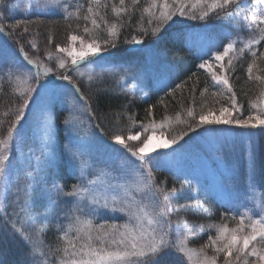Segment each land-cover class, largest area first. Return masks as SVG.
<instances>
[{
  "label": "snow or ice",
  "instance_id": "6c2138e0",
  "mask_svg": "<svg viewBox=\"0 0 264 264\" xmlns=\"http://www.w3.org/2000/svg\"><path fill=\"white\" fill-rule=\"evenodd\" d=\"M139 3V0H132L133 8ZM255 4L264 3V0H253ZM93 4L97 6L94 11ZM120 7H113L112 11L117 17L121 14L129 13L131 10L126 8L125 0H119ZM101 0H89L87 13L83 19L88 21L94 28H99L97 18L103 19L100 12ZM235 5V8L232 6ZM82 5H76V11L70 12L67 0H0V33H5L10 37L19 35L23 37L29 31L27 27H23L18 33L17 30L26 21L16 20L12 22L8 19L6 13L10 11H19L23 14L32 13H51L55 12L62 15L65 19L75 15L79 18L80 8ZM247 5L245 0H150L148 6L142 9L140 17V31L144 36H148L149 32L153 37H158L169 26V22L174 17H186L191 20L207 21L210 15H216L218 20H251L252 24L257 25L261 35L256 38H250L247 41H241L243 47L239 49V53L243 54L245 49L251 50L264 40V13L253 10L251 16L242 15L246 11ZM231 9V10H230ZM147 15V24L150 27H143V20ZM131 15H129V21ZM107 25V21H105ZM155 26H152V25ZM124 25L122 23L113 22L107 25V38L103 42H98L96 37H92L86 42L82 36L75 34L69 35L70 42L79 41V50L75 47L56 46V51L66 53L71 57V68L68 67L64 58H57V67L64 69V73L57 75L56 78L66 81L64 92L73 98L82 101V110L91 113V105L84 97L80 88L73 82L69 71L75 72L77 75L83 76L80 71L81 65H90L97 60L106 59L104 53L111 54L109 49L117 47L119 38V30ZM251 26L249 25V28ZM84 33H90V29L85 26ZM19 43V41H17ZM125 43L134 45H142L143 40L136 35ZM236 39L229 41L222 46V51H209V59L203 60L199 64V68L206 69L215 85H223L227 92L230 93L228 99L229 106H221L218 109L219 114L209 110L199 115L198 120L191 108L188 109L187 115L191 117L195 124H189V131H195L201 126H234L249 130V196L247 200L251 203H242V212H233L232 219L239 217V223L236 227L229 228L227 224H204L189 225L186 220L178 217L173 220L171 217L176 210L173 201L179 198L188 181H178L179 187L175 184L167 187V181L156 182L151 168L154 166L155 160L159 158L160 153L157 149H168L175 145L181 136H172L170 139L161 138L158 144L153 141L157 139L154 126L141 125L143 132L137 131L135 134H129L127 141H139V145L135 148L130 147L125 138L120 134L111 137L112 142L122 148V156L124 158L122 167L127 168L128 172L134 177V186L136 191L143 194L144 199L137 200L130 195V185L127 183H111L105 179L110 175L108 170L101 168L98 170L95 179L87 178L88 171L92 165L84 158V153L74 150L71 144L65 145L68 155L74 162L79 175L77 179L80 181L71 186L70 191L55 182L57 197H64L66 203H71L69 216L71 223L67 225L66 230L61 232L59 240L63 241V246H57L55 249H49L46 253L42 250L44 241L40 237V229L30 223V217L27 216L26 208L23 206L28 203L30 197V183L26 182L23 188V201L17 204L15 201L12 212H8L5 205L0 203V219L3 220V228L0 229V251L5 253L4 258L0 259V264H186L193 262L194 264H218L219 254H224V264H264V194L260 198L255 196L258 178L264 181V164L258 165L255 151L252 148V142L255 132L259 130L264 133V98L251 103V108L256 111L246 117L242 115L241 106L238 104L236 93L232 90L229 78L226 73L234 70L233 60L236 58ZM32 48H36V44H31ZM17 51L23 55L24 61L31 67H9L4 75L0 76V81L5 78L8 82H15L19 87L18 92L19 103L15 108L14 120L11 121L6 136L0 139V183L8 186L11 182L12 162L11 154L17 141L20 140V127L26 119L27 110L34 100L35 93L38 88L44 87L40 83L41 77H46L53 73V69L30 59L28 53L21 45ZM252 56H256V52H251ZM49 59L51 54L49 53ZM264 56V53H261ZM227 58V64L224 63ZM217 70H213V69ZM137 71L135 66L121 67L114 73L119 79L123 80L125 76H131ZM253 65L249 64L247 72L251 78ZM96 77L92 74L88 75V80L93 81ZM257 79H260L257 77ZM135 88V84L132 85ZM179 87V85H177ZM207 91V89H205ZM213 96L223 95V92H213ZM264 97V93H262ZM238 113L240 115H234ZM8 115V113H5ZM149 115L151 111L149 110ZM131 119V117H129ZM168 120L165 117V122ZM43 137L40 145L42 154L46 153L53 137V127L55 116L48 110L42 112ZM65 126L70 130H78V120L69 113V117L63 121ZM164 127V122L161 123ZM151 128V130H150ZM144 138L141 139V136ZM156 153L153 157L151 153ZM130 154V155H129ZM51 161V153L46 157ZM17 193L21 192L19 185L16 189ZM19 199V197H18ZM195 211L203 214L207 210L202 202L195 201L189 205ZM17 208L19 212H17ZM124 213L127 221L124 224H109L107 221L99 222L103 212ZM23 214L26 217L17 226V222L12 217ZM225 218L227 214L225 213ZM247 220V224L245 221ZM207 229H215V238L209 236L208 243L199 249L189 247V233L192 228H197L203 232ZM246 228L248 231H246ZM74 232L75 236L69 234ZM184 232V235L176 236L174 233ZM211 246L214 249V255H207L205 248ZM16 248L15 259H11L8 252ZM56 253L60 256L53 260L52 257ZM249 257H252L251 261Z\"/></svg>",
  "mask_w": 264,
  "mask_h": 264
},
{
  "label": "rangeland",
  "instance_id": "374dc122",
  "mask_svg": "<svg viewBox=\"0 0 264 264\" xmlns=\"http://www.w3.org/2000/svg\"><path fill=\"white\" fill-rule=\"evenodd\" d=\"M169 2H171V0H169ZM67 3L70 12L76 11L77 4L86 8L89 6V0H67ZM144 3L149 4L150 0H144ZM256 6L255 3L252 4V6H247L246 11L242 15L250 17L253 10L264 13V5L260 6V8ZM232 8H235V5ZM7 14L10 15L8 18L10 21L15 22L19 20L15 11H10ZM39 14H44L40 16L52 18L53 21L49 24L37 22L25 23L17 32L19 33L23 27H27L29 31L25 33L23 37L19 35L16 37L27 46L28 51L32 55L40 59L39 62H43L44 65L51 67L53 73L46 77H41L40 83L43 84L44 87L38 88V92L33 94L34 100L30 104L26 119L22 122V126L20 127V140L16 142L10 157L12 162L11 182L8 186L0 183V203L5 205L8 212H12L15 206L13 203L14 201L17 204H21L23 201V188L27 178V182L31 185L29 189L30 197L28 203L23 206L26 208L27 216L31 218L29 222L40 229V237L44 241L42 250L47 253L49 249L63 246V241L59 240L61 232L57 230L58 226L61 230H66L67 225L71 223L69 216L65 214L66 212L70 213L71 203H66L64 197H57L53 182L62 186L65 191H70L73 184L80 182L77 179L79 172L68 155L65 145L71 144L74 150H79L84 153V158L92 165V168L87 173V178L89 180L95 179L98 170L104 168L108 170L110 175L102 179L111 183L129 184L130 195L137 200H142L144 199L143 194L136 191L134 186V177L128 172L127 168L122 167L124 160L122 148L118 145H116V147H120L118 150H116V147L102 146L101 148L99 140H103V135H101L98 130H95V123L100 129L103 127L108 132L109 137L106 135L108 140L112 141L111 137L113 135L120 134L125 138L130 147L135 148L140 142L127 141V136L129 134H135L137 131L143 132L141 125L154 126L157 139L154 140L153 143L158 144L162 137L170 139L172 136H181L185 127L190 123L194 125L195 121L191 117H188L187 111L185 114L184 112H174L175 114L172 115L174 117L165 116L168 118L166 122L165 117L156 120L153 114L149 115V109L145 111L144 115L146 116L139 117L138 114H132V112L128 111L127 105H125L124 110L122 108V116L117 114L110 115L113 121L116 119L114 122L117 124L115 126L114 123V126H112L111 122L108 121L109 118L107 119L105 117V113H101V108H97V106H99L97 105V99L103 97V94L118 98L120 102H126V98L129 100L146 101L153 92L158 93L169 87L172 80V68L166 63V55L157 46L159 43V36L153 37L150 32L148 36H144L142 33L137 35L143 37L146 42L145 53L140 59H129L124 61H115L116 59L111 61L97 60L90 65L82 64L80 71L84 73L83 76L69 71L68 74L71 75L85 91L83 92V90H81L83 95L85 93L86 97L92 101L95 113L82 110V101L65 94L64 86L67 85V82L61 83L62 80L56 78L57 75L64 73V69H59L57 67V58H64L68 67H72L71 57H68L66 53L57 52L56 46L75 47L79 50V41H69L68 37L71 34L82 36L86 42L90 41L94 36L97 38L98 42L102 43L103 40L107 38V30L106 34H104L103 31H99L98 33L100 35H98L93 30V26H90L88 27L90 33L86 34L83 31L84 27L87 26L86 24L80 25L79 28H77V26L69 28L64 25L68 19H65L58 13H38V15ZM215 16L216 15H213L214 19L210 23L203 24L197 28L184 29L182 30L183 33L181 32L184 43L200 63L203 62V60L209 59L210 50L222 51L223 44L227 43L229 39H236L237 44L241 41H247L249 39V25L257 26L252 24L250 19L247 21L239 18L235 19L233 23L239 25L240 29L246 32V35L232 37L230 33L227 32V26L231 20H218ZM180 19H186V17L176 16L173 21ZM171 22H169V24ZM189 22L190 21H183L180 25ZM152 26L155 25L153 24ZM143 27L150 26L147 23H143ZM167 27H170V25ZM131 35L133 36L136 34L133 33ZM32 43L36 44V48L31 47ZM119 43L120 40L118 38L117 47L114 48L117 51L122 49L123 42L121 44ZM19 47V45L13 46L8 41L4 40L0 33V76L4 75L9 67H31L24 61L21 53L17 51ZM49 53L51 54V59H49ZM112 53L114 54V52ZM262 61L264 63V58ZM130 65L135 66L137 69L133 75L125 76V78L121 80L114 74L117 69ZM201 70H204L205 73L208 72L206 69ZM89 74H92L96 78L93 81H89ZM51 77H55L56 83L51 81ZM3 81H7V79L5 78ZM3 81H0V84ZM50 83L56 85H51ZM133 84H135V88L132 87ZM11 85L16 89L19 87L15 82H11ZM44 110L50 111L55 116V122L52 130L53 137L49 148L46 153L42 154L40 145L43 137L42 112ZM207 111L209 110H206L204 113ZM70 112L79 122L78 130H70L63 123L65 118L69 117ZM215 112L217 115L219 114L218 111ZM200 114L201 113L197 114L196 120H198ZM234 115L240 114L234 113ZM129 117H131V119H129ZM133 117L139 120L146 118V121L144 123H135ZM162 122H164V127H161ZM100 125H102V127ZM187 132H189V130ZM188 135L183 137H187ZM248 136L249 130L243 128H205L189 136L187 139L189 141L184 142L178 148L170 147L157 151L160 155L159 158L155 160L154 165L166 170L175 179L188 181L189 193L192 196H202L201 194L208 195L227 209L230 215H232L233 212H242L244 210L243 207L240 206L242 203H249V206H251L252 203L247 200L250 194L248 190V157L250 151ZM143 138L144 135L141 136V139ZM182 139H178L177 142ZM252 148L256 155L255 136L252 142ZM48 153H51L50 162L46 158ZM152 168H154V166ZM152 168L151 172L156 182L159 183L157 175L152 171ZM168 180L167 183L169 184ZM44 182L52 184L44 186L42 185ZM173 182L177 183L175 180H173ZM18 185L21 188V192L19 193L16 191ZM254 194L257 198H260L262 194H264V181H260L259 178L257 181V189ZM17 212H19L18 208ZM192 212L196 218L195 221L199 224H204L206 226L210 223L214 224L208 221L207 214H205L206 212L203 214L195 210H192ZM195 212L198 213L202 220L197 219ZM2 215L3 213H0V216ZM178 217L177 213H174L171 218L176 220ZM25 218L23 214L12 217V219L16 220L17 226H20ZM183 219L186 220V218ZM226 220L231 222L228 218H226ZM1 221L3 220L0 219V229L3 228V223H1ZM104 221H107L109 224H124L127 221V216L124 213L114 214L105 211L99 219V222ZM227 221L219 219L215 224L228 225ZM238 223L239 219L236 221L237 225ZM188 224L196 225L193 221ZM245 224H247V220ZM236 226L234 224L228 225L229 228ZM205 230H207V227H205ZM208 230H214V235L212 237L215 238V229ZM198 233L202 232L197 228H192L191 233H189V247L199 249L208 243L198 244L197 239H194V236ZM184 234V232L175 233L176 236ZM69 235L74 237L75 233L72 232ZM16 252L17 249L12 248V251L8 252L9 257L14 260ZM205 252L209 256L215 254L211 246L206 247ZM4 255L5 253L0 251V259H3ZM60 255L61 253H56L52 259L56 260ZM195 259L194 257L193 262H186V264H194ZM252 259L254 258L249 257L250 261ZM219 261L224 264L223 253L219 254L218 262Z\"/></svg>",
  "mask_w": 264,
  "mask_h": 264
},
{
  "label": "trees",
  "instance_id": "16d2710c",
  "mask_svg": "<svg viewBox=\"0 0 264 264\" xmlns=\"http://www.w3.org/2000/svg\"><path fill=\"white\" fill-rule=\"evenodd\" d=\"M245 3L247 6H252V4H254L253 0H245ZM256 5L257 8H260V6H263L264 3ZM92 6L95 11L97 6L95 4H93ZM114 6L117 8L120 7L119 0H101L99 10L101 12V15L103 16V19H101L100 17H96L100 27H93V30L95 31V33L100 35L98 32L103 31L104 34H106L107 25H111L113 22L122 23L124 25L119 30V44L123 42L121 47L122 49L119 51H117L116 49H109V51L114 52L117 56H120L122 54V56L115 58V61H122L124 57L129 58L134 56H128L124 53V50L128 45V43H125V41L131 40V34L133 33H135L136 36L141 34L139 28L141 25L139 21L142 9L148 6V3L145 4L144 0H139V3L133 8L132 0H125L124 6L130 9L131 11L129 13L121 14L120 17H117L115 13H113L112 9ZM15 14H17L16 16L17 18H19V20L26 21V23L37 22L49 24L51 21H53L52 18L40 16L44 14L38 15V13H32L30 15H22L19 11H15ZM6 15L8 18L10 17V15H8L7 13ZM85 15H89L87 13V8L82 7L80 8L79 18L77 16H72L68 18V21L64 23V25L69 28H73L75 26L79 28L82 24H86L87 27L92 26L90 23L91 17L88 21H85L83 19ZM129 15H131L130 21ZM147 19L148 17L145 14L143 23H147ZM213 19V15H211L207 21L191 20L188 18L180 19L182 21H172L169 24L170 27H167L166 30L162 32L161 35H159V45L157 44V46L166 55V61L172 64L175 72L176 81L175 87L172 90L166 91L165 93L159 95L152 94L151 97L145 102L140 100H129L128 98H126V102H120L118 98H113L112 96H108L107 94H103V97L97 99V105H99L97 106V108H101V113H105V117L107 119L109 118L108 121L111 122L112 126H114L113 124L115 123L114 121L116 119H114L113 121L110 115L117 114L119 116H122V108L124 110L125 105H127L128 111L132 112V114H138L139 117L146 116L144 115L145 111L149 109L156 120H160L165 116L174 117L172 116L175 114L174 112H184L185 114L186 111L188 112L189 108H191L195 116H197L198 113L202 114L206 110L218 111L221 106L230 105V100L228 99L230 93L227 92L226 88L223 85H215L211 79L209 72L205 73L204 70H200V68H198L197 61L190 54L191 52L188 51L181 37L182 30L191 27L195 28L202 24L210 23L213 21ZM105 21H107V25L105 24ZM183 21L190 22L180 25V23ZM250 26L251 27L249 28V39L253 37L258 38L261 35V33L258 31V27L253 25ZM261 26L264 27V25ZM229 29L232 31V33L236 32V27L232 24L229 25ZM239 34L244 36L246 35V32L239 30L236 35ZM1 36L4 40L8 41L13 46L23 45L30 59L36 60L38 62L40 61L38 57H35L28 51L27 46L24 45L23 42L19 41L16 36L10 37L7 32L1 33ZM137 37L144 41V45L146 44L145 39L143 37ZM17 41H19V43H17ZM243 46L244 45L241 42H239V44L235 46L237 51L235 54H233L236 57L233 60L234 70L229 71L228 73H226V75H228L229 83L232 87V90L236 93L238 104L241 106L242 109V115L246 117L256 111L255 109L251 108V103L254 101H258L260 98H264L262 97V93H264V63L262 61L264 56L261 55V53H264V40H261L259 44L254 45L251 50L245 49L243 54H240L239 49ZM252 51L256 52V56H252ZM224 63L227 64V58H225ZM249 64L253 65L251 78L249 77V74L247 72ZM213 70L215 71L217 69L214 68ZM257 77H259L260 79H257ZM72 79L80 88V90H83L82 86L73 77ZM177 85H179V87H177ZM205 89H207V91H205ZM83 92L85 91L83 90ZM213 92H223V95L213 96ZM84 97L88 100L89 104L91 105V112L95 113L92 101L89 100L88 97H86L85 93ZM18 103V92L16 91V88L11 85V82L3 81L0 84V139L6 136L7 129L11 121L14 120L15 108ZM5 113H8V115H5ZM133 118L135 119V123H144L146 121V118L143 120H139L135 117ZM116 125L117 124L115 123V126ZM100 126L102 127V125ZM188 126L185 127L183 133L189 130ZM207 127L208 126H201L199 128H196L195 131L187 132L189 135L187 134V137H183V139L173 145L172 148H178L184 142L189 141L187 140L189 136L194 135ZM101 129L104 131L102 132L109 137L108 132L103 127ZM252 131L255 132V135L258 140L259 161L261 164H264V133H261L259 130ZM100 146L102 145L100 144ZM152 171L156 173L155 175H157V180L159 182L163 180L167 181L169 179V184L167 183V187L170 188L174 184L179 187L178 182L174 183L170 175L166 172V170L154 165ZM51 184L52 183L44 182L42 185L49 186ZM183 191V194H180L179 198L173 201L174 208L177 209L174 211V213H177L179 217L186 218V221L188 223L193 221L194 224L198 225L199 223L195 221L196 218L192 212V210L194 211V209L192 208L191 210V207L189 205L190 203H193L195 201H201L204 208L207 210L205 214H207L208 221L214 224L219 219L227 221L224 215L225 213L227 214V212L224 210V208L219 205V203L207 198L206 196H204V194H201L202 196H192L186 186ZM195 214L198 220H202L198 213L195 212ZM227 218L231 220V222L227 221L228 225H237L236 221L238 219H232L228 215ZM1 223H3V221H1ZM246 231H248L247 228ZM213 232L214 230L207 229L202 233L196 234L194 236V239H197L198 244H206V242H208L209 236L214 235ZM10 251H12V249ZM218 264L222 263L219 261Z\"/></svg>",
  "mask_w": 264,
  "mask_h": 264
}]
</instances>
